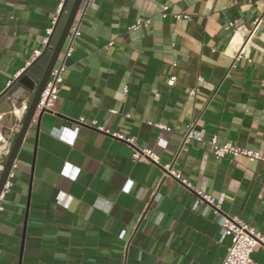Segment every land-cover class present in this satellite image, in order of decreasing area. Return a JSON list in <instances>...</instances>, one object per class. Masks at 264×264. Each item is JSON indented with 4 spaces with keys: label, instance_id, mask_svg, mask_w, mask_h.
Masks as SVG:
<instances>
[{
    "label": "crops",
    "instance_id": "crops-1",
    "mask_svg": "<svg viewBox=\"0 0 264 264\" xmlns=\"http://www.w3.org/2000/svg\"><path fill=\"white\" fill-rule=\"evenodd\" d=\"M74 2L65 0L48 47ZM57 3L0 0V95L22 68L43 72L51 50L34 63L32 52ZM138 19L148 23L130 29ZM73 23L80 35L56 102L34 113L0 200V264H222L223 215L264 234V160L216 158L208 145L215 137L264 154V0H81ZM21 87L0 96L4 164L32 98ZM193 119L201 140L181 146ZM113 133L159 163L132 159ZM171 162L187 185L162 175ZM251 257L264 264L260 246Z\"/></svg>",
    "mask_w": 264,
    "mask_h": 264
},
{
    "label": "built area",
    "instance_id": "built-area-1",
    "mask_svg": "<svg viewBox=\"0 0 264 264\" xmlns=\"http://www.w3.org/2000/svg\"><path fill=\"white\" fill-rule=\"evenodd\" d=\"M92 1L94 0H85L86 4ZM64 3L65 0H58L54 16L51 19V26L46 29V35L41 39V47L33 50L32 60H35L37 57H39L42 54V51L44 49L48 48L49 38L50 35L52 34L53 26L56 24L57 18L62 12ZM166 10H167V6H163L161 11L162 17L166 15ZM173 16L177 19L187 18L186 13H176ZM147 23L148 20L138 19L136 23L131 25L129 28L134 29L142 24H147ZM79 35H80V31L78 29V26L73 23L64 40L65 45L63 47L62 59L57 64L53 65L52 69L50 70L46 83L39 95L35 112L39 113L40 111L45 112L52 110L54 103L56 102V99L58 97V92L63 84V73L66 70L65 59L71 55L73 50V44L75 42V39ZM109 44H112V42H109ZM24 72H25V68H22L14 75V79L18 78ZM14 79L10 80L8 82V85L11 84V82ZM175 79H176L175 76L170 77L169 83H173ZM203 82H204L203 77L197 76L196 83L192 88L188 90V94L191 96H195L199 89V86ZM22 109L23 111H25L27 109V106L23 105ZM12 112L17 115L19 113V108H13ZM110 112H116V111L114 109H111ZM79 121L83 122V119H79ZM94 122L95 121H93L91 124H94ZM155 125L157 127L169 130V127L165 126L162 123H156ZM195 125L196 122L194 119L188 122L180 142L181 146L187 143L188 141H190L191 139L201 140V134L199 133V131L195 129ZM97 129L102 130V127L97 126ZM113 135L114 137L127 141L132 146V153H131L132 159L159 163L158 156L151 149L140 148L136 146L132 138L124 137L120 133H113ZM0 144L2 145L0 147V155L2 154L3 151L8 153L9 148L8 146H6V140L1 133H0ZM208 145L210 146L211 151L216 158L229 155L231 157L243 156L250 161L264 160V154L261 153V151L259 150L241 147L231 142L218 144L215 137H212L208 141ZM160 167L162 169L163 176H171L174 179L179 180L186 185L188 184L185 179L180 178L179 172L173 168L172 162L160 164ZM3 168H4V163L0 160V173L2 172ZM10 171L8 173V176L11 173ZM8 183L9 182L7 177L0 192V200L2 199L4 192L7 189ZM197 196L199 200L208 203L213 208L214 213H219V207L218 204L216 203V199L214 196L203 192H198ZM153 198L154 199L158 198L157 193L154 194ZM221 226L224 236H228L230 238V243L226 247V253L222 259V264H257L251 257V253L255 247L260 246L262 248V252L264 255V234L253 229L248 224L242 222L240 219L236 217H230L228 215L222 216Z\"/></svg>",
    "mask_w": 264,
    "mask_h": 264
},
{
    "label": "water",
    "instance_id": "water-1",
    "mask_svg": "<svg viewBox=\"0 0 264 264\" xmlns=\"http://www.w3.org/2000/svg\"><path fill=\"white\" fill-rule=\"evenodd\" d=\"M81 0H75L71 10H70V13L68 15V18H67V21L65 23V26L63 28V31L59 37V40L58 42L56 43V45L54 46V48L52 47H48L47 49L51 50V55L43 69V72L38 76V75H35L33 74L32 72H30L28 70V68L25 69V72L22 73L18 78L14 79L11 84L8 85V87L2 92V94H4L8 88L13 85L14 83H18L20 84L22 87L23 90H28V91H31L32 92V98H31V101L29 103V106H28V109H27V112H26V115L24 117V120L22 122V125H21V128L16 136V139L13 143V146L9 152V155L5 161V164H4V168L2 170V172L0 173V192H1V189L8 177V173L11 169V166L14 162V158H15V155H16V152L19 148V145L21 143V140L24 136V133L35 113V108H36V104H37V101L39 99V95L46 83V80L48 78V75H49V72L50 70L52 69L56 59H57V56L59 54V51L63 45V42L65 40V37L66 35L68 34V31L72 25V22L74 20V16H75V13L77 11V8H78V5L80 3ZM46 49H44L45 51ZM43 51V52H44ZM37 60V59H36ZM34 60L33 63L36 61ZM1 94V95H2ZM0 95V96H1ZM43 111H40L38 113V118L42 115Z\"/></svg>",
    "mask_w": 264,
    "mask_h": 264
}]
</instances>
